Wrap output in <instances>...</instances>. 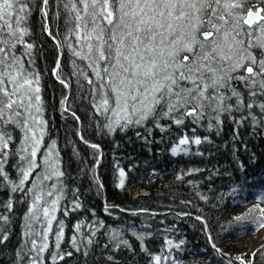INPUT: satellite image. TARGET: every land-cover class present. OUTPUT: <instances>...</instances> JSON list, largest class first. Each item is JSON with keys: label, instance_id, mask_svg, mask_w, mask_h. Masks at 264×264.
Wrapping results in <instances>:
<instances>
[{"label": "snow or ice", "instance_id": "6c2138e0", "mask_svg": "<svg viewBox=\"0 0 264 264\" xmlns=\"http://www.w3.org/2000/svg\"><path fill=\"white\" fill-rule=\"evenodd\" d=\"M36 10L42 34L57 52L52 75L65 89L70 87L62 72L67 51L71 76L82 98L89 100L101 133L127 132L149 123L165 131L160 121L181 126L189 119L199 126L207 122L209 131H218L230 119L236 135L241 126L264 127V0H0V185L7 183L28 203L27 239L16 253L17 264H47L46 252L52 264L72 257V252H50L48 238L56 221L59 250L64 221L57 220L56 211L68 216L82 207L75 192L70 206H61L65 172L56 141L45 143L48 122L37 68L41 49L30 23ZM58 21H63V32ZM67 101V95L60 101L62 115L70 113L79 123ZM17 130L20 143L13 149ZM76 134L96 150V168L101 163L99 145L79 129ZM204 142L210 143L208 137L185 135L170 151L187 155L190 145ZM12 159L17 161L18 180L5 169ZM125 175L119 169L117 187L124 186ZM13 212L10 197L0 205V245L9 239ZM83 224L74 225L85 238L78 244L77 236L72 237L77 251L94 244L81 232ZM96 224L105 227L103 221L89 224L91 236L98 231ZM134 234L143 240L151 231ZM110 240L117 249L128 245L116 229ZM166 244L179 247L170 240ZM151 260L161 264L162 257Z\"/></svg>", "mask_w": 264, "mask_h": 264}, {"label": "trees", "instance_id": "16d2710c", "mask_svg": "<svg viewBox=\"0 0 264 264\" xmlns=\"http://www.w3.org/2000/svg\"><path fill=\"white\" fill-rule=\"evenodd\" d=\"M30 23L33 39L41 49L37 68L48 122L45 143L56 141L65 172L66 199L61 206H70L73 192L82 204L68 216L61 210L55 213L57 220L64 221V235L58 250L54 234L57 225L53 221L54 232L48 238L50 252L73 253L56 264H152L151 257L155 255L162 257L161 264H264V240L249 263L241 262L232 251L244 235L254 234L264 226V208L259 205L264 203V127L257 130L241 126L236 135L237 126L230 119L218 131H209L207 122L199 126L189 119L181 126L160 121L165 131L149 123L127 132L101 133L89 100L82 98L71 76L70 54L65 51L62 56L63 76L70 81V87L65 89L52 75L57 52L52 40L41 32L38 10ZM57 25L63 32V21ZM65 95L71 111L80 117L79 123L70 113L62 115L60 101ZM77 129L90 143L99 145L101 163L96 168V150L79 139ZM20 135L18 130L14 132L13 149L19 146ZM185 135L208 137L210 143L190 145L189 154L173 156L171 148ZM16 162L12 159L5 166L12 180L19 179ZM121 168L126 173L125 184L117 187ZM10 197L14 212L9 239L0 245V264H17L16 253L27 239L24 232L28 203L19 192L12 193L7 183L0 185V205ZM241 207L245 208L237 211ZM81 221V232L88 233L94 244L77 251L72 237L77 236L78 244L85 239L74 229ZM96 221H103L105 227L96 224L98 231L91 236L87 226ZM112 229L119 230L128 245L117 249L110 240ZM149 230L151 235L143 240L134 234ZM166 240L179 247L169 248ZM83 250L89 254L84 256ZM44 255L48 257L47 264H52L49 252ZM165 256L170 259L164 261Z\"/></svg>", "mask_w": 264, "mask_h": 264}, {"label": "rangeland", "instance_id": "374dc122", "mask_svg": "<svg viewBox=\"0 0 264 264\" xmlns=\"http://www.w3.org/2000/svg\"><path fill=\"white\" fill-rule=\"evenodd\" d=\"M264 208V203L259 204ZM245 207L238 208L237 211L243 210ZM264 214V210H263ZM264 226L257 230L254 234L244 235L241 239H239L232 247V251L239 260L243 263H249L256 250L262 245V241L264 240Z\"/></svg>", "mask_w": 264, "mask_h": 264}, {"label": "bare ground", "instance_id": "6f19581e", "mask_svg": "<svg viewBox=\"0 0 264 264\" xmlns=\"http://www.w3.org/2000/svg\"><path fill=\"white\" fill-rule=\"evenodd\" d=\"M140 191L143 192V193H145V194L148 192V191L143 190V189H140Z\"/></svg>", "mask_w": 264, "mask_h": 264}]
</instances>
